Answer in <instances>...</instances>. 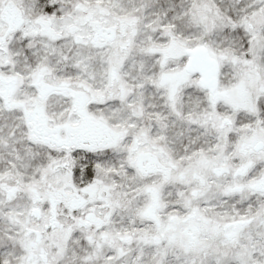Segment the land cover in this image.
<instances>
[{"label": "snow or ice", "instance_id": "obj_1", "mask_svg": "<svg viewBox=\"0 0 264 264\" xmlns=\"http://www.w3.org/2000/svg\"><path fill=\"white\" fill-rule=\"evenodd\" d=\"M0 264H264V0H0Z\"/></svg>", "mask_w": 264, "mask_h": 264}]
</instances>
